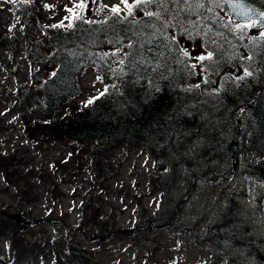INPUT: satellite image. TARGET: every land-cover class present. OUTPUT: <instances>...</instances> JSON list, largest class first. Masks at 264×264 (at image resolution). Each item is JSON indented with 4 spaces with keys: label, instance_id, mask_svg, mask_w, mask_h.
Listing matches in <instances>:
<instances>
[{
    "label": "rangeland",
    "instance_id": "rangeland-1",
    "mask_svg": "<svg viewBox=\"0 0 264 264\" xmlns=\"http://www.w3.org/2000/svg\"><path fill=\"white\" fill-rule=\"evenodd\" d=\"M136 1L0 0V23L6 38L13 39L0 50V157L4 159L0 169V213L15 211L12 216L20 221L13 220L20 223L25 235L49 243V249L44 247L51 254L39 264H264V185L253 179L247 197L243 178L261 156L251 151L243 157L236 149L223 158L220 150L228 139L236 148L244 141L247 110L213 112L210 106L207 112L198 106L199 96L206 95L203 101H212L223 91L237 94L238 82L246 84L256 77L253 65L264 67V40L256 34L258 27L236 21L224 0H183L188 8L183 11L196 13L197 9L202 12L209 8L222 17L217 28L225 33L230 29L236 35L223 44L229 67L218 70L217 63L206 67L201 64L209 57L208 47L222 39L204 27L207 19L198 23L191 15V28H187L189 23L179 26L187 30L177 38L178 46L199 72L198 84L204 82L205 72L216 69L210 87H196L199 95L192 86L186 92L192 100V116L186 118L196 127L190 128L189 132H194L188 135L181 126L179 139L174 141L183 146L184 158L172 155L165 159L162 150L152 151L155 143L149 150L134 142L132 147L113 146L101 158L104 162H99V152L91 153V148L71 156L72 147L67 142L52 138L46 141L45 137L36 141L39 137L31 140L26 136L25 115L15 108L14 98L18 87L31 83L28 43L51 27H68L80 14L91 22H102L107 13L111 15L107 10L117 8L126 17ZM139 1L151 5L155 13V3L164 0H151L152 4ZM142 15L137 12L136 17ZM106 49L101 52L110 58V53H118V47ZM263 72L258 76L264 77ZM107 75L97 74L92 68L81 80L84 98L104 90L113 80L110 73ZM160 140L163 144L167 137ZM232 198L239 209L234 216L228 208ZM159 211L168 221L156 231L135 227L141 216H155ZM94 217L101 230H96ZM213 221L231 230L233 238L223 248L212 245L214 250L210 252L205 231L213 228ZM54 242L60 248L58 256L51 251ZM5 244L2 239L4 249Z\"/></svg>",
    "mask_w": 264,
    "mask_h": 264
},
{
    "label": "trees",
    "instance_id": "trees-1",
    "mask_svg": "<svg viewBox=\"0 0 264 264\" xmlns=\"http://www.w3.org/2000/svg\"><path fill=\"white\" fill-rule=\"evenodd\" d=\"M247 1L264 12V0ZM143 2L137 0L126 17L118 11L107 10L111 15L107 13L106 20L102 22H91L85 18L87 16L80 14L68 27H51L40 38L28 43V57L33 68L31 83L18 87L14 98L15 108L25 115L28 138L34 140L39 137L36 139L38 141L45 137L46 141L52 138L55 142H67L72 147L69 148L71 156L80 151L86 153V148H91V153H95V150L99 152V162H104L101 158L106 157L113 146L124 144V147H132L134 142L142 143L149 150L155 143L152 151L162 150L164 158L172 155L184 158L183 146L175 145L174 141L179 139L178 132L183 130L181 126L186 128L183 131H188V135L194 132H189V129L196 127L190 122L192 120L186 118L192 116V112H189L192 100L186 92L192 86L195 94L199 95L196 87H210L211 80L216 77V69L205 72L204 82L198 84L199 72L190 57L183 55L178 46L177 38L184 36L187 30L182 31L179 26H186L191 15L199 20L198 23L207 19L208 24L205 23L204 27L207 26L206 29L217 33L222 39L208 47L209 57L202 60L201 64L206 67L217 63L218 70L229 67L223 44L225 39H233L236 35L230 29L228 33L218 29L216 25L222 24V17L209 8L191 13L183 11V8L188 9L183 0H164L160 4L155 3L157 11L153 13L151 5ZM208 10L210 13H207ZM137 12L143 15L136 17ZM193 24L190 22L187 28ZM155 30L158 32L154 33ZM234 32L239 35V32ZM7 40L0 23V50L13 41ZM102 43L106 47H102ZM110 47H118L117 54L110 53L113 58L101 52ZM117 59L118 65L115 64ZM257 65H253L256 77L260 74V65ZM92 68L100 75L108 76L110 73L113 80L108 81L106 88L98 95L84 98L81 80ZM256 77L249 79L246 84L238 82L237 94L231 90L223 91L212 101H203L206 95L199 96L198 106L199 110L207 112L211 110L210 106L213 112L230 108L237 113L244 107L248 108L244 141L236 148L233 140L228 139L220 150L223 158L236 149L243 157L251 151L260 155L261 161L252 165L249 171L250 174L258 175L264 185V88L263 94H257L258 87L264 82L259 83ZM210 117L213 119L212 115ZM164 136L167 140L161 144L160 138ZM3 161L0 157V169L3 168ZM235 205L236 199L228 201L233 216L239 212ZM167 221L165 216H160L159 211L155 216H141L135 227L151 232ZM215 223L213 221V228L205 231L210 252L214 250L212 245L223 248V244L233 238L231 230H224ZM18 224L0 213V242L4 239L6 243L5 249L0 245V264L45 262L51 254L45 250V247L49 249V243L25 235L23 227ZM93 224L95 227L100 226L96 217ZM101 229L98 227L96 230ZM54 245L55 242L52 245L54 251L50 250L58 256L60 248ZM79 259H83L81 255Z\"/></svg>",
    "mask_w": 264,
    "mask_h": 264
},
{
    "label": "water",
    "instance_id": "water-1",
    "mask_svg": "<svg viewBox=\"0 0 264 264\" xmlns=\"http://www.w3.org/2000/svg\"><path fill=\"white\" fill-rule=\"evenodd\" d=\"M224 1L231 12V15L236 21L247 24L257 22L264 30L263 11L259 10L253 4L246 2L244 0H224ZM235 74H237V72H235ZM244 179L246 181L247 197H249L252 187L251 181L254 179L256 183H261V178L258 175L246 173L244 175ZM261 207L264 212V198L262 199ZM2 214L7 215L5 212H2ZM9 217L20 220L18 216H9Z\"/></svg>",
    "mask_w": 264,
    "mask_h": 264
},
{
    "label": "flooded vegetation",
    "instance_id": "flooded-vegetation-1",
    "mask_svg": "<svg viewBox=\"0 0 264 264\" xmlns=\"http://www.w3.org/2000/svg\"><path fill=\"white\" fill-rule=\"evenodd\" d=\"M254 25H256L257 27H258V29L256 30V34H260L261 35V37L263 38V40H264V32H263V30H262V28H261V26H259L258 24H256V23H253ZM253 24H251V25H253ZM260 29V30H259ZM261 46H264L263 44L261 45ZM263 66H262V64L260 65V70H259V73L261 72V71H263ZM264 73V72H263ZM259 75V74H258ZM257 75V77H256V80L259 82V83H263V81H262V79L264 78L263 76H258ZM264 85V84H263ZM263 85H261L260 87H258V90H257V94L260 96V94H263V88H264V86ZM264 103V102H263ZM245 108V107H244ZM246 110H248V108L246 109Z\"/></svg>",
    "mask_w": 264,
    "mask_h": 264
},
{
    "label": "snow or ice",
    "instance_id": "snow-or-ice-1",
    "mask_svg": "<svg viewBox=\"0 0 264 264\" xmlns=\"http://www.w3.org/2000/svg\"><path fill=\"white\" fill-rule=\"evenodd\" d=\"M125 2H126V0H125ZM138 2H139V0H138ZM146 2H151V0H146ZM113 11L114 12L115 11H118V9L117 8H114ZM148 15H152V13H148ZM89 103H91V101H89Z\"/></svg>",
    "mask_w": 264,
    "mask_h": 264
}]
</instances>
